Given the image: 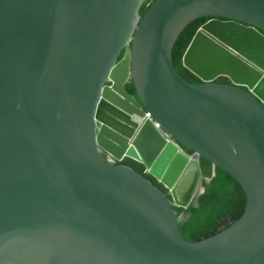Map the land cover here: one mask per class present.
I'll list each match as a JSON object with an SVG mask.
<instances>
[{
	"label": "water",
	"instance_id": "water-1",
	"mask_svg": "<svg viewBox=\"0 0 264 264\" xmlns=\"http://www.w3.org/2000/svg\"><path fill=\"white\" fill-rule=\"evenodd\" d=\"M145 2L0 0V264H264V0H157L141 17ZM202 17L182 60L193 85L173 50ZM124 62L129 134L102 118L108 100L129 114L110 96ZM201 158L247 204L191 242L175 208L204 193Z\"/></svg>",
	"mask_w": 264,
	"mask_h": 264
},
{
	"label": "trees",
	"instance_id": "trees-1",
	"mask_svg": "<svg viewBox=\"0 0 264 264\" xmlns=\"http://www.w3.org/2000/svg\"><path fill=\"white\" fill-rule=\"evenodd\" d=\"M157 0H146L142 5L140 14L143 17L150 6ZM213 18L202 17L189 24L179 36L174 50L173 63L177 73L188 83L196 85L201 82L187 71L183 65V56L199 28ZM228 21V20H222ZM264 34V31H262ZM219 84H227V79L221 78ZM126 91L137 97L133 83H127ZM181 147L188 154L193 152L186 147ZM132 167L135 171L149 179L162 191L168 192L153 176L146 172L143 164L129 158L119 161ZM203 174L204 193L199 197L197 205L188 208L176 207L177 215L183 217L180 230L183 236L191 242L200 241L213 236L228 228L237 221L244 213L247 204V195L242 186L226 170L214 165L205 158L200 159ZM210 181H207V180Z\"/></svg>",
	"mask_w": 264,
	"mask_h": 264
},
{
	"label": "bare ground",
	"instance_id": "bare-ground-1",
	"mask_svg": "<svg viewBox=\"0 0 264 264\" xmlns=\"http://www.w3.org/2000/svg\"><path fill=\"white\" fill-rule=\"evenodd\" d=\"M127 62H124L121 64L120 70L116 74V82L118 84L117 88L113 91V93L110 95L111 99L114 100V97L117 96L121 99L122 106H126V108L129 110V114H123L120 112V110H116V108H112V101L108 100L106 104L104 105L103 112H102V118L105 119V121L111 125V127L115 128L118 130L117 132H126L129 134L132 130H135V122L130 119V111L132 112L131 104L130 102L126 101V98L121 93V85L128 81L126 69H127ZM135 112V111H134ZM104 137L100 138V142L104 144V146L114 152L116 155L122 156L125 154L127 149L129 148V143L126 142L125 144H121L118 142L116 137L113 136L110 130L107 129V133ZM110 134L111 137H108ZM107 136V137H106ZM114 137V138H113Z\"/></svg>",
	"mask_w": 264,
	"mask_h": 264
},
{
	"label": "rangeland",
	"instance_id": "rangeland-1",
	"mask_svg": "<svg viewBox=\"0 0 264 264\" xmlns=\"http://www.w3.org/2000/svg\"><path fill=\"white\" fill-rule=\"evenodd\" d=\"M106 154H107V156H109L110 158H114V159H115V157H113L110 153L106 152ZM202 179H203V178H202Z\"/></svg>",
	"mask_w": 264,
	"mask_h": 264
},
{
	"label": "flooded vegetation",
	"instance_id": "flooded-vegetation-1",
	"mask_svg": "<svg viewBox=\"0 0 264 264\" xmlns=\"http://www.w3.org/2000/svg\"><path fill=\"white\" fill-rule=\"evenodd\" d=\"M228 81V80H227ZM230 82L228 81V83L227 84H229Z\"/></svg>",
	"mask_w": 264,
	"mask_h": 264
}]
</instances>
